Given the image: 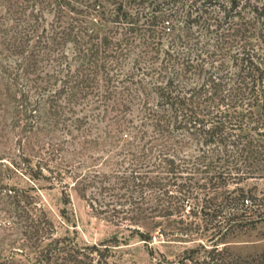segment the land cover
Returning a JSON list of instances; mask_svg holds the SVG:
<instances>
[{
  "label": "trees",
  "instance_id": "trees-1",
  "mask_svg": "<svg viewBox=\"0 0 264 264\" xmlns=\"http://www.w3.org/2000/svg\"><path fill=\"white\" fill-rule=\"evenodd\" d=\"M5 173L144 242L166 219L191 245L150 264H264L228 240L264 222V0H0ZM1 178L0 264H109L129 239L58 235Z\"/></svg>",
  "mask_w": 264,
  "mask_h": 264
},
{
  "label": "rangeland",
  "instance_id": "rangeland-1",
  "mask_svg": "<svg viewBox=\"0 0 264 264\" xmlns=\"http://www.w3.org/2000/svg\"><path fill=\"white\" fill-rule=\"evenodd\" d=\"M0 177L4 183L29 189L30 193L36 192L54 221L58 235L69 236L80 245L101 243L113 236L129 238L119 242L118 245H111L109 264H150L155 259L161 258L162 254L174 259L184 247L191 245V242L181 241V238L175 234H168V237L161 236L160 229L169 233L166 231L172 227L166 219L162 220L161 224H158L161 220L159 217L141 223L140 231L150 236V242H144L137 234L131 235L130 229L116 226L97 217L72 186L68 188L70 203L64 205L61 202L60 188H48L49 182L46 180L36 181L37 188L34 191L29 188L31 183L23 175L5 173L3 176L0 174ZM259 187H263V184H259ZM228 240L230 247L236 253L259 252L264 249V222H258L253 227H245Z\"/></svg>",
  "mask_w": 264,
  "mask_h": 264
}]
</instances>
